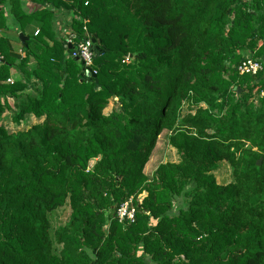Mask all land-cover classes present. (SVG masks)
Returning a JSON list of instances; mask_svg holds the SVG:
<instances>
[{
    "label": "trees",
    "instance_id": "1",
    "mask_svg": "<svg viewBox=\"0 0 264 264\" xmlns=\"http://www.w3.org/2000/svg\"><path fill=\"white\" fill-rule=\"evenodd\" d=\"M0 264H264V0H0Z\"/></svg>",
    "mask_w": 264,
    "mask_h": 264
},
{
    "label": "rangeland",
    "instance_id": "2",
    "mask_svg": "<svg viewBox=\"0 0 264 264\" xmlns=\"http://www.w3.org/2000/svg\"><path fill=\"white\" fill-rule=\"evenodd\" d=\"M62 33L67 34L69 33V31L67 32V30H65ZM16 44L15 46L17 47L18 44L17 45ZM113 106H114V102L111 101L108 108L105 110V114L110 113L113 109ZM183 112L184 114H186L187 112H190V108L188 107V105L184 106ZM11 117H12L11 112H8V113L6 112L1 122V125L4 128H6L9 132L28 130L32 126V121H31V122H27L28 125L16 127V125L12 122ZM178 156L179 155L177 154V152L173 148H171L170 145L168 144L167 132H163L161 136L159 137L156 149L154 150V153L145 168V174L151 177L152 173L161 163L178 162L179 161ZM93 165H94V162H91V166ZM216 178L219 182H222V181L229 182L230 172L226 166L224 165L220 166V168L216 171ZM71 213L72 212H71L69 205H66L64 208H61L60 210L49 215L52 234L55 232V230L58 227L66 225V223L69 221ZM60 250H61V247L58 246L57 252L59 253Z\"/></svg>",
    "mask_w": 264,
    "mask_h": 264
},
{
    "label": "built area",
    "instance_id": "3",
    "mask_svg": "<svg viewBox=\"0 0 264 264\" xmlns=\"http://www.w3.org/2000/svg\"><path fill=\"white\" fill-rule=\"evenodd\" d=\"M37 34V33H36ZM68 43H71L68 40ZM94 43L91 40H87L85 43L80 44L73 53V58L78 59L84 67L89 69L91 74H95L94 71L91 70L93 66L94 59ZM262 67L259 62L253 61L252 59H245L242 61L239 66V71L241 74H256ZM9 82H13L12 79ZM132 201L125 202L120 206L117 212V217L120 222H129L133 223L136 219V210L131 207Z\"/></svg>",
    "mask_w": 264,
    "mask_h": 264
},
{
    "label": "crops",
    "instance_id": "4",
    "mask_svg": "<svg viewBox=\"0 0 264 264\" xmlns=\"http://www.w3.org/2000/svg\"><path fill=\"white\" fill-rule=\"evenodd\" d=\"M28 6H29V7H34V6H32L31 4H29ZM66 19H67V16H66V15H63V14H58L57 17H56V21H58V23H60V26H61L62 23L65 24ZM32 28H33V27H32ZM12 36H14V35H12ZM16 45H17V44H16ZM17 47H18V45H17ZM7 113H8V112H7ZM41 122H42V120L32 119V125H36V124H39V123H41Z\"/></svg>",
    "mask_w": 264,
    "mask_h": 264
},
{
    "label": "water",
    "instance_id": "5",
    "mask_svg": "<svg viewBox=\"0 0 264 264\" xmlns=\"http://www.w3.org/2000/svg\"><path fill=\"white\" fill-rule=\"evenodd\" d=\"M19 39H20L22 44H25V42L29 40V38L27 36H25L23 33L19 34ZM93 43H95V40L93 41ZM75 60L79 61L78 59H75ZM88 75H91V73L89 72ZM261 164H262V160H259L258 165L260 166Z\"/></svg>",
    "mask_w": 264,
    "mask_h": 264
}]
</instances>
